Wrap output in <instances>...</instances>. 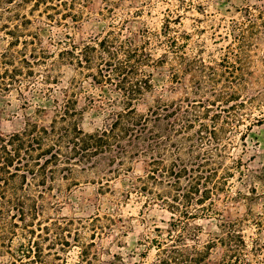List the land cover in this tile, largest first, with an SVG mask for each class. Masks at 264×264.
Here are the masks:
<instances>
[{
  "label": "trees",
  "instance_id": "trees-1",
  "mask_svg": "<svg viewBox=\"0 0 264 264\" xmlns=\"http://www.w3.org/2000/svg\"><path fill=\"white\" fill-rule=\"evenodd\" d=\"M80 1L0 0V7L8 9L9 18L20 15V10L10 8L30 4L28 13H23L20 23L8 33L14 35L20 27L31 33L21 41L16 35L10 42L15 47L21 44L13 51L19 54L17 62L2 53L4 63L10 61L12 68L5 67L0 72L1 85L8 87L7 79L17 83L23 74L37 77L34 66L44 65L39 79L47 86L44 93L48 95L60 83L58 66H69L81 75V79L73 77L59 89L61 97L52 99V114L46 123L38 120L46 108L37 107L21 130L0 133V240L10 248L13 237L19 240L15 252L19 260H15L20 264H45L40 239L47 222L42 223L38 216L56 175L66 177L76 167L89 168L101 160L109 166L108 172L117 174L125 161L139 159L145 161L146 171L136 178L132 188L159 199V204L171 214L167 228L155 227L153 236L147 239L148 245L156 249L152 264H208L217 247L224 251L218 264H251L241 230L243 217H226L225 208L218 204L252 198L240 192L235 197L230 195L231 179L235 171L241 173L237 166L241 160L229 157L230 164H225L229 154L223 136L230 126L239 131L243 121L234 115L235 108L244 104L239 94L245 79L244 70L229 61V53L238 56L235 48L229 47L218 61L207 63L176 50L180 46L173 47V39L167 44L169 48L156 55L153 50L162 43L161 32L142 33L140 43H136L113 26L100 36L80 45L70 43L57 52L42 46L39 26H32V19L26 14H57L58 23L67 17L75 23L83 13L76 5ZM250 8L245 9L243 16L250 21L249 28L257 29L259 23H264V10L255 4L252 8L258 9L256 15ZM245 33L243 28L239 30L235 41L242 44ZM168 60L170 87L182 91L177 98L152 94V71ZM184 74L191 75L188 83ZM85 77L91 84L106 86L117 95L100 102L99 107L110 108L105 110L102 125L92 131L82 128L86 106L78 104V91L83 88L80 81ZM89 103L94 104L92 98ZM140 103L146 104L144 112L137 109ZM233 121L238 127L231 124ZM212 216L218 219L217 231L202 241V226L197 220ZM107 262L117 264L114 260Z\"/></svg>",
  "mask_w": 264,
  "mask_h": 264
},
{
  "label": "rangeland",
  "instance_id": "rangeland-1",
  "mask_svg": "<svg viewBox=\"0 0 264 264\" xmlns=\"http://www.w3.org/2000/svg\"><path fill=\"white\" fill-rule=\"evenodd\" d=\"M255 4L264 10V0H81L76 5L82 8V17L75 23L68 17L58 23L57 14L48 17L37 15L35 11L26 15L32 19V26H39L42 46L53 52L70 43L80 45L104 34L112 26L136 43H140L142 33L161 32L162 43L153 50L156 55L169 48L167 44L173 39L176 42L173 47L180 46L176 50L184 52L188 58H201L207 63L218 61L229 47L235 48L234 53L238 56L229 53V61L245 72L239 94L244 104L234 110L235 118L243 119L239 123L242 134L233 131L235 127L226 130L223 142L229 156L225 164H230L229 157L241 160L237 165L241 173L235 171L230 195L235 197L240 192L252 198L218 204L225 208L223 214L226 217H243L241 230L249 250L246 257L251 264H264V23L257 21L259 29L256 26L251 29L250 21L243 16L245 9L250 7L249 10L257 15L258 9L252 8ZM29 6L10 8L20 10V15L12 18L8 17L6 7H0V72L5 67L12 68L10 61L4 63L2 53L18 60L19 54L13 51L21 48V44L15 47L10 42L16 35L21 41L31 34L23 27L14 35L8 33L20 23L21 15L28 13ZM64 21L67 24L62 23ZM242 28L246 33L241 44L234 36ZM169 54L171 57L172 53ZM169 65L170 60L152 71L154 96L177 98L182 94L181 88L170 87ZM43 67L34 66L38 70L37 77L23 74L17 83H10L6 78L8 87L0 84V133L21 130L26 118L35 115L37 107H45L46 112L40 119L37 116L34 119L46 123L52 114V99L61 97L59 89L66 87L73 77L81 79L78 72L60 65L57 67L60 83L53 86V93L46 95L47 86L39 79ZM26 71L25 68L23 72ZM190 77V74H184L186 83ZM89 81L87 77L83 78L80 81L83 88L78 91L79 106H86L81 117L85 131L102 125L105 110L110 107L98 105L117 96L108 87L96 86ZM89 98L94 104H88ZM137 109L144 112L146 104H138ZM231 124L238 127L235 121ZM108 168L101 160L89 168L76 167L66 177L56 175L54 185L46 195L44 210L38 216L42 223L47 222V227H42L40 239L45 264H107L109 260L117 264H152L154 261L156 249L148 245L147 239L153 236L155 227L167 228L171 214L159 204V199L154 200L132 188L137 183L136 178L145 173L146 163L139 159L125 161L117 174L108 172ZM252 188L253 193L250 192ZM197 222L202 226V241L217 231L216 217ZM17 230L21 232L22 229ZM18 247L17 238L13 237L11 248L0 240V264H20L15 260L18 259L15 253ZM223 254V249L217 247L208 258V264H218Z\"/></svg>",
  "mask_w": 264,
  "mask_h": 264
}]
</instances>
